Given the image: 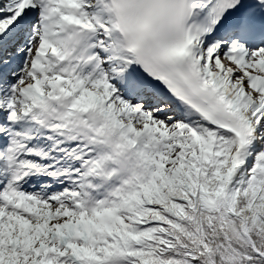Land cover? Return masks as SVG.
<instances>
[{
	"label": "snow or ice",
	"instance_id": "obj_1",
	"mask_svg": "<svg viewBox=\"0 0 264 264\" xmlns=\"http://www.w3.org/2000/svg\"><path fill=\"white\" fill-rule=\"evenodd\" d=\"M0 264H264V0H0Z\"/></svg>",
	"mask_w": 264,
	"mask_h": 264
}]
</instances>
